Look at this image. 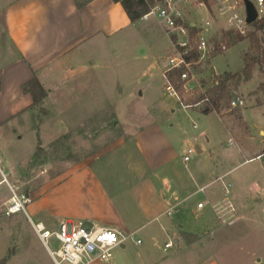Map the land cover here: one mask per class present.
Segmentation results:
<instances>
[{"label":"rangeland","instance_id":"374dc122","mask_svg":"<svg viewBox=\"0 0 264 264\" xmlns=\"http://www.w3.org/2000/svg\"><path fill=\"white\" fill-rule=\"evenodd\" d=\"M210 6L216 11V3L211 2ZM206 16L202 12L199 18L204 20ZM220 26L216 44L219 47L226 44L228 49L216 52L209 60L214 62L217 71L236 73L232 98L245 100L242 107L229 106L223 110L222 115L227 119H222L215 110L185 108L175 96L167 93L164 63L173 45L164 25L152 14L105 37L96 53L100 60L98 68L88 67L73 74L66 72L56 78L58 82L48 83V95L39 108H32L35 113L32 115L30 111L15 117L22 125L18 132L12 121L4 123L1 131L7 140L2 138L0 145V178L5 174L20 191L32 193L40 184H48L55 173L89 164L117 198V189L148 175L143 156L161 160L162 154L168 152L172 162L166 167L171 164L185 174L197 173L195 188L208 185L206 193L212 203L225 202L223 183L218 180V176L225 175V182L232 184L230 197L237 193L240 204L246 203L245 198L248 205L258 211L255 215L249 211L241 221L229 227L220 226L210 205L204 211L196 209L198 201L206 200L205 193L197 191L186 201V208H183L185 203L183 207L180 205V214L165 215L159 221H172L176 228L180 223L185 227L197 225V230L202 231L200 235H209L217 244L233 247L243 258L246 251L237 239L249 235L250 243L243 244L244 249L249 247L264 256V158L255 157L264 153V74L250 58L254 54L250 38L246 36L241 42L243 38L225 28L223 21ZM249 28L252 30L253 24H249ZM260 35L264 38V30ZM213 78L208 76L205 82L210 86ZM141 128L155 130L151 133L161 141L156 142L150 134L141 137L143 156L132 136ZM20 134L23 137L17 138ZM39 144L38 155L31 158ZM189 147L194 148V153L190 161L185 162L183 155ZM249 158L252 159L246 161ZM22 163L26 164L24 169ZM14 170L19 173L14 174ZM9 194V183L5 181L0 185V199ZM191 202L195 205L191 206ZM118 204L135 225L145 221L132 215L138 211L134 202L131 203L132 213ZM27 208L39 219L29 204ZM165 237L161 233L154 241L143 237L139 244L129 239L124 246L114 248L110 264H141L138 255H143L144 259L152 257L154 252L162 250ZM233 239L236 240L230 244ZM171 241L174 243L173 238ZM49 245L54 250L60 246L54 238ZM174 249L176 247L172 246L168 251ZM243 258L240 260L246 264ZM0 264H55L27 213L8 214L6 204L0 207ZM96 264L107 263L98 260Z\"/></svg>","mask_w":264,"mask_h":264},{"label":"crops","instance_id":"0c3cea01","mask_svg":"<svg viewBox=\"0 0 264 264\" xmlns=\"http://www.w3.org/2000/svg\"><path fill=\"white\" fill-rule=\"evenodd\" d=\"M202 12L207 15L204 20L199 18ZM187 16L195 25H200L206 19L212 20L210 37L215 44L221 22L223 21L225 28H228L226 22L219 15H215L212 7L200 9L193 6L192 9L187 10ZM130 23L133 22L122 4L114 0H92L83 7H78L75 0H0V145L2 138H5L1 131L3 125L12 121L16 127L15 131L18 132V128L22 125L19 121H15V117L30 111L32 115L35 113L33 112L35 109L30 107L33 102L32 94L23 90L25 83L37 76L47 89L48 83L58 82L56 78L66 72L73 74L83 72L88 67L93 70L98 68L100 60L96 58V53L103 39L117 34ZM243 41L245 38L241 40ZM216 55V52L213 53L211 58ZM216 71V65L210 60L199 69L201 80L206 87L209 85L205 79L208 76L214 77ZM171 110L175 109L172 107ZM218 115L222 119H227L225 115L220 113ZM151 132L155 130L141 128L135 136L132 135L135 146L142 156L144 155V143L141 145L139 141L148 134L154 137ZM16 137L21 138L23 134ZM154 140H156L155 137ZM165 141L167 142V140H162V142ZM194 141H197V138H194ZM156 142L161 141L156 140ZM261 154L258 153L255 157ZM32 157L35 158L34 155ZM162 157L161 160H152L148 156H143V161L149 171L148 175L117 189L115 191L117 198L92 165L80 164L62 170L52 175L48 184H40L34 188L32 193L26 191L31 198L29 205L32 213L39 219H35L27 208L28 214L35 220L44 221L51 228L57 227L59 222L65 218L85 219L98 226L114 227L121 231L135 233V240H133L135 243L137 239H140L142 243L143 237L154 241L158 233L165 235L167 240L162 250L154 252L148 259H144L141 254L138 255L141 257V264H244L240 260L243 258L240 252L235 253L233 247L226 244H217L209 235H200L202 231L197 230L199 229L197 225L186 226V228L183 223H180L179 228H176L172 221L159 220L168 215L165 214L167 207L176 203H179L176 214H180L184 203L183 208H186L188 206L186 201L202 187L205 188L204 191H200L205 193L206 200L203 201L205 205L199 208L197 204L201 201H198L195 207L199 211H204L206 206L210 205L215 213V220L220 223V226L229 227L241 221L249 211L253 215L257 214L258 209L251 208L245 198L243 199L246 205L240 204L241 200L237 193L231 198L232 184L225 182V175H220L218 180L223 183L225 195V202L221 206L225 207V210L219 218L214 208L217 203H212L206 193L208 185H203L198 190L195 188L197 173L185 174L171 164L166 167L172 162V156L164 152ZM251 159H246V161ZM25 166L26 164L23 169ZM16 173L19 171L14 170V174ZM6 178L9 181L7 176ZM4 182V177L0 178V185ZM226 187L229 188L228 193ZM9 196L10 194L0 199V207L5 205ZM257 200L259 201L260 197ZM132 202L138 210L135 215H132L137 219L145 218L144 222L139 221L137 225L123 214L118 204H123L124 210L132 213ZM231 203L235 211L228 207ZM190 205L195 204L191 202ZM155 221L159 222L153 224ZM246 224L250 225V222ZM172 238L173 245L167 247L166 244ZM250 238L248 235L237 239L240 247L246 251L243 259L247 261L246 264H264V256L260 255V252L252 251L249 247L246 248L247 250L244 249L243 244L248 243ZM234 240L236 239H233L230 244H233ZM172 246L176 249L172 252L168 251ZM92 264H96V261Z\"/></svg>","mask_w":264,"mask_h":264},{"label":"built area","instance_id":"2783aa9c","mask_svg":"<svg viewBox=\"0 0 264 264\" xmlns=\"http://www.w3.org/2000/svg\"><path fill=\"white\" fill-rule=\"evenodd\" d=\"M253 1L256 4L259 18L263 17L264 0ZM211 2L216 3L215 15H219L229 29L243 37L248 35L250 28L243 0H157L143 16L147 19L152 14L156 15L172 41L173 50L166 57L164 72L167 78L168 73L177 71L180 85L177 86L167 78L166 90L170 96H175L185 108L205 109L207 107L210 97L206 93L207 87L201 80L199 69L208 62L213 53L227 49L226 44H221L219 47L211 41L212 20L206 19L200 25H195L188 19L187 10L192 9L193 6L208 9L211 7ZM197 97L200 98L194 100ZM244 105L245 100L241 97L232 98L230 102L231 107ZM193 153V147L187 148L183 155L184 160H190ZM263 156L264 153L258 157ZM4 180L9 183L11 191L5 203L7 213H27L34 231L46 246L55 264H63V262L92 264L97 260L110 264L115 247L124 246L129 239L135 240V233L121 231L114 227L98 226L85 219L65 218L59 222L57 227L51 228L44 221L35 220L28 214L27 206L31 200L28 193L20 191L18 186L11 184L5 175ZM204 190V187L200 188V191ZM226 192H229L227 187ZM204 205L203 201L197 204L199 208ZM178 206L179 203L168 206L165 214L170 215L176 212ZM228 207L235 211L232 203ZM214 208L219 218L222 217L225 207L216 205ZM52 238L60 244L56 250L49 245ZM136 242L140 243L141 240L137 239ZM171 245H173L172 241L166 244L167 247Z\"/></svg>","mask_w":264,"mask_h":264},{"label":"trees","instance_id":"16d2710c","mask_svg":"<svg viewBox=\"0 0 264 264\" xmlns=\"http://www.w3.org/2000/svg\"><path fill=\"white\" fill-rule=\"evenodd\" d=\"M92 0H75L78 7H83ZM120 2L128 14L132 22L142 18L145 13L150 10V7L157 0H114ZM264 30V16L259 18L253 23V29L249 31L248 37L250 38L252 49L254 54L250 55L253 64L257 65L259 70L264 74V38L260 35V32ZM244 38L243 36H240ZM247 65V64H246ZM248 67V65H247ZM236 73L228 71H216L214 73V82L207 87L206 93L210 97V102L204 111L215 110L218 113L223 114V110L230 106L233 94V83L236 78ZM167 78L174 82L177 86L180 85L179 73L177 71H171L167 74ZM24 92L31 93L33 96V102L30 105L31 108H39L41 102L47 97L48 90L44 87L42 82L37 76H34L31 80L23 86ZM200 97L195 98L197 100ZM240 116V115H239ZM41 145L39 144L35 157L38 155ZM191 237L190 235H185Z\"/></svg>","mask_w":264,"mask_h":264},{"label":"water","instance_id":"95a60500","mask_svg":"<svg viewBox=\"0 0 264 264\" xmlns=\"http://www.w3.org/2000/svg\"><path fill=\"white\" fill-rule=\"evenodd\" d=\"M246 10L247 22L253 24L259 19V13L253 0H243Z\"/></svg>","mask_w":264,"mask_h":264}]
</instances>
